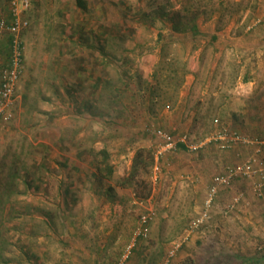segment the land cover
Instances as JSON below:
<instances>
[{
    "label": "rangeland",
    "instance_id": "rangeland-1",
    "mask_svg": "<svg viewBox=\"0 0 264 264\" xmlns=\"http://www.w3.org/2000/svg\"><path fill=\"white\" fill-rule=\"evenodd\" d=\"M85 1L87 9L77 0H31L27 12L26 70L14 116L0 129V264H115L150 212L149 235L124 264H165L219 169L208 160L216 164L222 149H178L159 170L146 165L140 186H123L138 148L155 152L156 127L190 142L222 127L264 133V0H196L207 32L198 34L147 18L152 0ZM213 27L224 36L213 39ZM250 31L258 39L242 52L224 45ZM8 40L0 36V68ZM202 166L201 182L194 172ZM255 194L264 215V194ZM201 232L168 264L243 257L224 253L229 242L213 230Z\"/></svg>",
    "mask_w": 264,
    "mask_h": 264
},
{
    "label": "built area",
    "instance_id": "built-area-1",
    "mask_svg": "<svg viewBox=\"0 0 264 264\" xmlns=\"http://www.w3.org/2000/svg\"><path fill=\"white\" fill-rule=\"evenodd\" d=\"M8 6L9 13L7 15L0 13V36L8 35L10 46L4 67L0 69V129L14 116L18 99V86L26 70L23 32L30 24L27 12L30 10L31 0H8ZM262 8L264 10V3ZM152 132L159 139L154 152L155 170L160 169V159L165 158L166 154L178 150L179 143H184L185 147L191 151H198L212 142L222 150L232 149L239 144L250 150L243 161L227 165L223 172L214 175L212 183L207 189L202 208L193 218L189 227L185 229L181 240H175L173 248L169 250L168 259L165 261V264H168L169 258L176 254L183 242L188 240L196 230H202L209 224L221 188L229 187L237 180L244 179L253 182V189L258 195L264 194V133L260 136L251 137L237 130L222 127L211 132L202 141L190 142L187 135L178 138L161 127L154 128ZM243 196V192L237 193L227 205L226 213L239 204ZM153 214L154 212H150L140 217V225L135 230V236L122 258L115 264H124L134 252L138 240L149 235V224Z\"/></svg>",
    "mask_w": 264,
    "mask_h": 264
},
{
    "label": "crops",
    "instance_id": "crops-1",
    "mask_svg": "<svg viewBox=\"0 0 264 264\" xmlns=\"http://www.w3.org/2000/svg\"><path fill=\"white\" fill-rule=\"evenodd\" d=\"M1 1L2 0H0V9H3ZM3 10L4 11L0 10V13L7 15L9 13V6L7 9H3ZM199 29L200 31H202V33H207L205 32L206 28L204 30L202 26H199ZM251 33L252 31H250V33H247L245 35V38L241 37L240 39H237L235 37H231L229 38L228 41L226 40V42L225 43L223 42V43L226 46L227 43L230 42V48L232 49L235 48L238 52H242V50L246 49V47L249 48L250 45L254 43L255 41H257L258 39L257 36L255 35L256 33L255 34H251ZM213 35H217V37L218 35H221V37L224 36L220 33V31L219 32L216 31L215 27H213ZM240 147H242V149H239ZM244 149H245V146L236 145L229 151L222 150V153L220 154H223V155H221V157L218 156L216 158L217 160L216 164L214 163V160L212 158L211 160H208L209 158H207L208 160L207 165L213 163L214 167L218 166L219 168L215 174L221 173L225 170V167L227 165H230L229 164L230 162L238 163V161L240 162L241 159L243 160V157L245 155H243L244 153H242V151ZM196 164L198 163L196 162ZM224 164L226 165L224 166ZM203 168L205 167L204 166H202V168L199 167L194 172L197 175V177H200L201 182L203 179H206L207 174H208V172L204 171ZM213 177L211 178V180H213ZM202 188L203 186L201 187V189ZM254 191L255 190L253 189V182H251L250 180H244V179L237 180L234 184H232L229 187L221 188L219 195H218V200L213 208V216L211 218V221H210L211 223L209 225L212 229L208 227V225L205 227V229H202V232L205 231L204 233L206 232L210 233V230H213V234L216 235V238L227 239L229 244L228 243L226 244L229 246H227L228 249H226L224 253H234V254L241 253L240 255H243L241 260L235 262L234 264H264V248H263L264 246V215L261 213L262 210L258 209V207L260 208L262 207L261 200L257 198ZM239 192L244 193L242 201L239 204H237L235 207L230 209L229 212L226 213V211L228 210L227 205L229 204L231 199ZM204 198H203V201L201 202L202 204L200 205V209L203 206ZM243 224H247V226L251 225L252 229H254L255 231H251L249 233L245 232V230L243 229V226H244ZM222 226H225V227H222ZM217 227L218 229H214ZM240 230H244V231L241 232ZM255 234H258V236L255 237L254 236ZM253 244H256V245L258 244V246L261 247L262 249L260 248V251H257L256 249H258V246L257 247L256 245L253 246ZM187 248L188 247L183 248V250L181 249L182 250V251L180 250L181 254L183 255L189 254V251L186 250Z\"/></svg>",
    "mask_w": 264,
    "mask_h": 264
},
{
    "label": "trees",
    "instance_id": "trees-1",
    "mask_svg": "<svg viewBox=\"0 0 264 264\" xmlns=\"http://www.w3.org/2000/svg\"><path fill=\"white\" fill-rule=\"evenodd\" d=\"M77 2L83 9H87V3L85 0H77ZM195 2L196 0H182L180 6L177 7L174 0H152V8L147 10L144 14L147 18H150L153 21L162 20L169 22L172 29L178 33H187L191 31L193 34H198L200 32L198 18L201 15V12L192 8L195 7ZM211 37L213 39L217 38L216 35H212ZM4 64L1 68L4 67ZM178 149L187 148L184 143H179ZM99 153L103 154L104 161H107V150H99ZM154 162L155 154L153 150H149L146 147L138 148L134 157L131 173L126 179L122 180L123 186L126 185L125 183L132 185V181L135 182L136 186H140L141 179H139V175L141 171H147L146 165H154ZM107 169L108 173H111L113 167L107 163ZM141 187L144 188L146 185H142ZM0 258H2L1 255Z\"/></svg>",
    "mask_w": 264,
    "mask_h": 264
}]
</instances>
